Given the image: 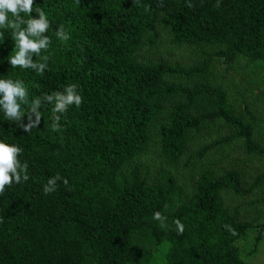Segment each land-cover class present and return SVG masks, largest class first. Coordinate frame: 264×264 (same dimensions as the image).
<instances>
[{"label":"trees","instance_id":"16d2710c","mask_svg":"<svg viewBox=\"0 0 264 264\" xmlns=\"http://www.w3.org/2000/svg\"><path fill=\"white\" fill-rule=\"evenodd\" d=\"M191 3L35 0L50 21L43 73L11 69L4 32L0 76L24 81L30 97L75 84L82 103L56 132L50 105L30 132L0 116V139L21 149L29 175L0 192V264H251L239 244L250 240V255L264 245V210L242 215L264 205V168L249 164L264 162V119L211 80L214 64L226 70L236 58L264 70V0ZM167 43L193 61L155 59ZM260 79L249 83L264 102ZM175 97L183 101L169 105ZM231 146L243 159L230 151L214 165L211 154Z\"/></svg>","mask_w":264,"mask_h":264},{"label":"clouds","instance_id":"9594fccd","mask_svg":"<svg viewBox=\"0 0 264 264\" xmlns=\"http://www.w3.org/2000/svg\"><path fill=\"white\" fill-rule=\"evenodd\" d=\"M34 2L35 0H0V40L3 42L6 31L14 41V50L7 57L12 70L43 73L48 68V56L43 53L51 43L50 37L46 35L50 21L41 6L33 7ZM185 6L191 8V0H185ZM32 13L36 14L35 18ZM55 36L61 42L69 40V34L63 25L55 30ZM4 77L0 76V116L8 122H14L25 132H30L39 125L45 106H51L49 127L52 132H56L62 127L59 122L69 108H78L82 103V97L75 84H67L62 90L50 94L30 97L24 81ZM25 117L28 121L26 124L23 123ZM20 152L21 149L17 145L0 139V192L13 184L29 180L28 165L21 163ZM60 180L59 175L49 176L43 184V193L47 195L55 192ZM161 218L159 211L153 213V219ZM174 223L177 233H183V224L179 220Z\"/></svg>","mask_w":264,"mask_h":264},{"label":"rangeland","instance_id":"374dc122","mask_svg":"<svg viewBox=\"0 0 264 264\" xmlns=\"http://www.w3.org/2000/svg\"><path fill=\"white\" fill-rule=\"evenodd\" d=\"M181 51L191 52L188 48H182ZM181 51H174V49L171 48V46L167 43L162 48L159 49V53L157 54L156 51H152V56L157 58H168L170 55L174 54L177 58L183 59L186 62L193 61L192 56L189 54L185 55L184 52ZM181 52V53H180ZM227 67V66H226ZM225 67V68H226ZM257 71L256 74L253 75V72ZM213 74L215 75V79L211 80V85L213 86H223V88L228 91V94L231 95V97L234 96V98H241L240 95L245 96L246 102L250 105V109L256 114V115H263L264 119V102L262 101L263 95L260 93V88L256 87L254 84H250V80L256 79L255 84L257 82H260L263 76H264V70L263 69H256L254 65L246 61L244 58H236L231 64L230 67H227V69H222L217 64H214L213 68ZM247 89V90H245ZM249 89V90H248ZM248 91V92H246ZM183 100L181 97H175L173 101L169 102V105H177L181 103ZM259 108V109H258ZM257 133L264 136V122L262 125H260L257 128ZM233 152V158H236L239 160L240 158L243 159V156L239 157V152L236 150V148H233L231 146L230 148L221 147L219 149L215 150V153L217 155L216 157H213V153L211 154V159L213 161V164L215 165L217 162L220 161V157L222 158L223 154H227L228 152ZM158 154H151L148 156V158H145L149 162H146L145 164L149 163L152 166V169L155 167L156 161L158 162ZM222 161V160H221ZM249 164H252L254 166H260L264 168V162H249ZM183 165V164H181ZM147 173L146 171H143L142 174ZM180 181H186L185 179H180ZM229 200V199H227ZM254 208H256V212L253 214L250 213L248 210L247 213L242 212V215L245 216L247 219H253L255 218L253 215L259 213H262L264 210V205H261V207L258 209L257 204L255 203ZM250 241V240H249ZM249 241L243 240L240 242V248L242 249V257L244 260L248 258L249 262L251 264H264V245L261 246V248L255 253L254 255H250L251 246H248ZM249 247V248H248Z\"/></svg>","mask_w":264,"mask_h":264}]
</instances>
